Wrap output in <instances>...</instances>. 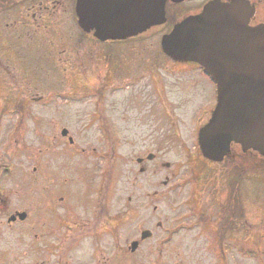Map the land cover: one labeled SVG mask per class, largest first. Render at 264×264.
I'll list each match as a JSON object with an SVG mask.
<instances>
[{
	"label": "flooded vegetation",
	"instance_id": "obj_1",
	"mask_svg": "<svg viewBox=\"0 0 264 264\" xmlns=\"http://www.w3.org/2000/svg\"><path fill=\"white\" fill-rule=\"evenodd\" d=\"M213 1L226 3L231 0H166V21L148 30L161 28L166 33L178 21L199 14ZM245 1L254 10L249 25L264 23V0ZM120 7L137 9L138 0H84L85 29L79 24L77 0H0V142L5 144L6 151V129L10 140L14 141V130L23 122L25 127L27 119L37 123L35 138L38 142L34 167L36 185L22 196L29 197L32 193L34 199L24 198L16 205L7 199L5 203L0 197V264H134L137 252L152 255L156 249L159 254L170 250L171 236L178 230L190 234L178 250L196 256L200 253L212 256L211 262L202 263L198 259L182 264H234L228 257L233 250L242 254L243 264H264V243L255 244V241L264 240V231L257 237L249 235L250 223L246 217L249 218L250 207L244 182H240L248 178L250 172L243 173L253 165L264 169V156L257 152L234 148L216 187L212 186V174L201 181L206 183L196 186L199 174L193 169V160L190 177L168 191V199L163 204L165 209L154 204L160 193L153 186L152 162L156 154L150 146L154 133L168 128L169 124L164 129L161 127L169 114H173L169 108L170 96L176 95L173 107L178 119L185 110H190L191 104H207L206 109L199 107L201 114L197 112L191 117L198 132L211 116L216 103V86L197 63L171 60L177 71H170L193 73L196 84L177 91L166 86L156 88L153 85L156 60L152 42L140 39L139 34L105 40L94 35L99 24ZM144 52L148 53L147 57ZM129 53L137 57L129 71L111 67V59ZM27 63H35L34 68L27 67ZM44 68H47V79L51 78L54 86H43L37 78ZM199 76L213 83V103L196 102L201 98L195 86ZM110 94L122 96L113 98ZM88 95L98 98L92 108L75 105L76 101L81 104ZM155 97L165 101L159 115L155 113ZM124 106L133 113L123 109ZM6 107L20 110L8 123ZM128 119L135 127L137 171L146 177V183L140 187L133 180L125 198L121 183L109 190L105 168L98 183L92 186L89 166L80 168L75 175L74 151L68 150L73 147L74 139L66 128L62 127L59 134L51 137L48 136L50 132L44 134L41 128V123L65 126L74 121H80L82 126L96 125L100 128L96 138L101 152H98L99 162L91 167L100 169L108 153L110 156L117 153L121 125ZM173 125L169 136L176 139L186 159L191 156L194 159L196 146L189 150L177 126ZM81 152H85L84 148ZM235 162H241V168H236ZM160 165L170 166L169 162ZM168 183L166 177L162 184ZM260 191L264 193V187ZM113 205L115 212L108 213ZM261 208L264 217V203ZM156 212L160 216L157 227L163 226L165 220L176 223L168 222L172 226L165 227L163 238L157 245L148 247L150 240L155 238L152 223ZM131 217L136 219L131 222L136 225L130 230L132 232L128 231V238L124 237V227H127L124 223ZM144 231L148 232L146 237H142ZM235 232L241 236L237 237V242ZM132 242L136 243L134 250L130 248ZM148 264H155L154 259Z\"/></svg>",
	"mask_w": 264,
	"mask_h": 264
},
{
	"label": "rangeland",
	"instance_id": "obj_2",
	"mask_svg": "<svg viewBox=\"0 0 264 264\" xmlns=\"http://www.w3.org/2000/svg\"><path fill=\"white\" fill-rule=\"evenodd\" d=\"M161 28H155L144 32L142 36H139L140 39L145 40L146 42H152L154 44V55H155V66H154V76L155 81L153 85L157 88L160 86H166L172 89V91H177L180 88H189L196 84L197 79L193 75V73H182L181 70L178 72L177 67L173 66L171 59L168 58L161 50H160V37L164 33ZM145 57H147L148 53H143ZM151 55V54H150ZM137 61L136 55L128 54L124 56L115 57V59L110 60V65L113 69L119 71H129V66L135 64ZM35 63H27V67L34 68ZM172 70V71H170ZM47 68H44L43 71L38 72L37 78L42 81L43 86H54L53 80L47 79V75L45 73ZM198 85H195L199 88V92L201 93V98H199L197 103L199 102H206L209 101L213 103V83L209 81L205 77H198ZM185 91H187L185 89ZM121 97L122 94H110L111 97ZM128 96V95H124ZM169 98V95H167ZM171 100L169 101L170 110L173 111V114H169V118L166 120V124L161 128L164 129L168 124V128L164 132H155L154 133V141L151 144V150L156 154L155 160L152 162L153 168L155 170V175L153 178V186L154 189L159 191V196L154 199V204L162 205L163 210L165 207L163 204L164 201L168 199L169 190L174 189L177 185L183 180L188 179L190 177V163L193 162V169L197 171L199 174V179L195 180L196 186L200 183L203 185L206 181H201L207 176L211 174L214 176V181L212 183L213 187L219 185L221 181L219 178L221 171L226 168V161L224 160L221 163H210V161L203 159L200 156V150L198 149L197 145V137L195 131L194 123L192 122V118L194 115L196 116L199 112L201 114L203 109L207 108V104H199L197 105H190V110H185L178 119V114L176 110H174V103H176L173 97L176 95H171ZM97 96L88 95L81 102V104H77L76 106H83L86 108H92L93 104L97 101ZM165 101L162 99H158L155 97V113L157 115L160 114V110L162 105H164ZM199 107L202 109L200 110ZM133 108V107H132ZM123 109L127 110L129 113H133L129 110V107L124 106ZM198 109L200 111H198ZM157 110V111H156ZM20 111V110H19ZM15 111L11 108L6 107V123L10 122L12 118L17 116L20 112ZM193 115V116H192ZM89 118V117H88ZM85 119L84 122H87ZM182 118H184L182 120ZM28 124L23 127L25 122L20 123L19 127H17L14 132L16 137L14 141H11L8 136V131L6 129V151H5V144L0 142V197L3 198L4 202L6 203V199L11 203H17L16 205H20L19 203L25 198H32L34 199V194H30L29 197H22L31 191L35 185V177L36 172L34 171V167L36 166L35 163V156H36V138H35V125L37 123L33 121L30 123L29 119H27ZM127 121L124 120L121 125V137L117 144V153L114 156H108L105 159H102L100 169H92L91 164L99 162L100 158L98 156V152H101L100 144L97 141L96 136L100 134V128L96 125L91 126H82L81 122H72L65 123V126L59 124V126H51L45 123L41 126L43 133L47 134L50 132L48 136L59 134L61 128H66L68 130V134L71 135L74 139V145L72 148H68L70 151H74V157L72 159L75 167V175H78V170L82 167H90L89 173L91 174L92 180L89 181V184L92 186L93 184L98 183L99 175L102 172V169L105 168V177L106 183L108 184V188L110 190L115 188L120 183L123 185V195L124 198L130 193L131 187L130 184L133 180L140 185H144L146 183V177L143 174H139L137 171V165L135 163V148L136 143L135 141V127L130 125ZM175 123V125H173ZM172 125L177 126L178 130L180 131L181 136L187 142L186 146L189 150H193L192 146H196L197 148V155L192 158L186 159L185 152H182L179 149V144L172 135L169 136L172 130ZM51 128V131H49ZM12 129V128H11ZM25 130V133H22V130ZM49 139V138H48ZM20 141V142H19ZM23 141V142H22ZM45 145V144H43ZM94 147V148H93ZM84 148L85 152H81V149ZM199 155V156H198ZM187 160V161H186ZM161 162H169L170 166L165 168L164 166L160 165ZM236 168H241V162H235ZM250 173H249V172ZM248 174V178L244 181V188L246 193V201L248 207H250V214L249 218L246 217V220L250 223L249 235L250 236H259L261 233L260 231H264V223L262 217L263 213L260 211L262 210L261 206L264 203V193L260 191L264 186V169H256L254 167L251 170H247L243 174ZM242 174V175H243ZM246 176V175H245ZM244 176V177H245ZM168 178V185H163L162 182ZM209 177V178H210ZM103 182V181H102ZM199 182V183H198ZM183 183H187L183 181ZM190 185L187 186V189H190ZM23 191V193H22ZM141 192V190H139ZM175 196L174 198H177ZM207 197V196H206ZM202 197V198H206ZM159 198V200H158ZM109 204V202H108ZM113 204V202H112ZM114 205L111 207L108 213H114ZM164 214V212H162ZM160 218L158 212L155 213L154 222L152 223L154 228V235L155 238L151 241V244L148 247H153V245L158 243V240L162 239L164 236V231L166 230L165 227L172 226L176 223L175 220H170L163 223V226L157 227V220ZM136 219L129 218L125 223L124 226V237L128 236L130 238L129 232L133 230L134 226L136 225L134 222ZM241 220V219H240ZM130 222V223H129ZM168 222H171L172 225ZM239 222V221H238ZM129 231V232H128ZM134 232V231H133ZM190 234L185 230H178L176 233L172 234L171 236V243L169 246L171 247L170 250H167L164 254H159L158 250L152 251V255H145L142 252H137L136 257L134 256V264H148V262H152L154 259L155 264H182V263H190L199 261L202 263H207L212 261V256L199 254L196 256L195 254L190 253H183L181 250L177 248L180 246H184L183 239ZM235 240H239L237 237H241L239 234L235 232ZM257 240V239H255ZM153 241V244H152ZM253 241V240H252ZM264 240L255 241L256 245H262ZM239 246H242L240 244ZM179 251V253L177 252ZM229 260L231 262H235L234 264H243L244 259L240 252H236L233 250L231 254L228 255Z\"/></svg>",
	"mask_w": 264,
	"mask_h": 264
},
{
	"label": "water",
	"instance_id": "obj_3",
	"mask_svg": "<svg viewBox=\"0 0 264 264\" xmlns=\"http://www.w3.org/2000/svg\"><path fill=\"white\" fill-rule=\"evenodd\" d=\"M164 2L138 0L137 9L117 8L94 35L100 40L123 39L163 23ZM77 12L80 26L87 29L84 0H78ZM252 13L243 0L213 1L160 39L166 55L197 62L216 84V105L198 134L200 150L211 160H222L232 142L243 151L264 155V23L248 25ZM135 247L132 243V250Z\"/></svg>",
	"mask_w": 264,
	"mask_h": 264
}]
</instances>
